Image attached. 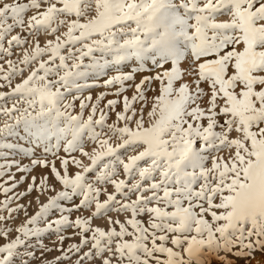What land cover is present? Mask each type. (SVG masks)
Listing matches in <instances>:
<instances>
[{
	"label": "snow or ice",
	"instance_id": "snow-or-ice-1",
	"mask_svg": "<svg viewBox=\"0 0 264 264\" xmlns=\"http://www.w3.org/2000/svg\"><path fill=\"white\" fill-rule=\"evenodd\" d=\"M0 61V264L264 253V0H0Z\"/></svg>",
	"mask_w": 264,
	"mask_h": 264
},
{
	"label": "rangeland",
	"instance_id": "rangeland-1",
	"mask_svg": "<svg viewBox=\"0 0 264 264\" xmlns=\"http://www.w3.org/2000/svg\"><path fill=\"white\" fill-rule=\"evenodd\" d=\"M48 39V37H45V36H41L40 37V42H41V45H43V43ZM16 51H22V50H14V55L11 57L13 60L17 59V55L15 54ZM0 63H2V61H0ZM25 75H27V73H25ZM139 76L137 77V81L139 80ZM21 78L18 77L16 80L13 81V83H17L19 82ZM6 90V89H5ZM99 91H104V89L100 88V89H93L91 91V95H93V97H95V95L99 92ZM89 92H85L84 95H88ZM126 95H128L129 97H131V95L133 94L131 90H129L127 93H125ZM148 95L151 97L152 95H154V93L150 92L148 93ZM112 98H115V97H111L109 96L108 99H112ZM137 108H139V105H136ZM119 110V108H118ZM147 111V109H145V112ZM111 122V121H109ZM61 155H63V152H61ZM16 159H20L18 156L16 157ZM51 159V157H50ZM87 161H85L86 163ZM21 163H28V160H22ZM57 167H59V162L57 161ZM13 172H15V169L12 170ZM42 174H47L45 170H42L40 168H37L35 169L31 175H34L37 177V182L39 181V178ZM20 173H17L16 176H17V179H19L20 177ZM6 179V177H5ZM28 179H30V177H28ZM28 179H26V182L24 185H21L19 186L16 191H24L25 187H26V184L28 182ZM38 193L36 192H33L31 195H28L26 196L24 199H22L21 201H19L21 204H25V205H28L29 202H31V206L28 208V213L29 215H32L34 214V212L37 210L38 208V205L36 204L35 202V199L37 197ZM4 197L2 195H0V199H3ZM103 198V197H102ZM46 199L45 196H40V201L41 202H44V200ZM15 206V205H13ZM24 220V216H23V213H21L19 215V218L15 220V222L11 225L13 228H15L17 225H19L22 221ZM71 232L72 230L69 229L68 232L66 233L67 235H71ZM13 236L15 235V233L12 234ZM55 239V237H50L48 239H45L44 240V243L49 245L50 247H53V244H52V241ZM74 242H78V238H73V239H69V240H65L64 242V245L63 247H67L69 244L71 243H74ZM0 243H3L2 240H0ZM55 247H59V245H55ZM60 253L53 250L51 252H48V253H45L44 257H43V261L45 262V264H47V262H51V261H54L55 260V257L58 256ZM36 256H37V260H34L32 262V264H41V261L39 259L40 257V253L39 252H36ZM262 259H264V253H261V252H257L255 253V256H254V259L251 260L250 262H248V264H258V262L262 261ZM237 264H246L245 261L241 260V261H237Z\"/></svg>",
	"mask_w": 264,
	"mask_h": 264
}]
</instances>
